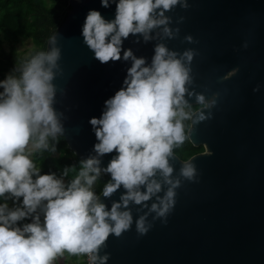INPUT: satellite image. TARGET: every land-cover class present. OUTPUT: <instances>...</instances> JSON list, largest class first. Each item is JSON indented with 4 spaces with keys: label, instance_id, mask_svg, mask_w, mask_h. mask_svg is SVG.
<instances>
[{
    "label": "clouds",
    "instance_id": "obj_1",
    "mask_svg": "<svg viewBox=\"0 0 264 264\" xmlns=\"http://www.w3.org/2000/svg\"><path fill=\"white\" fill-rule=\"evenodd\" d=\"M100 3L105 9L115 5L114 18L90 9L81 29L83 43L101 64L131 61V66L120 89L105 100L100 117L90 118L96 142L79 160L78 171L71 165L60 175L43 173L34 160L37 154H55L65 131L66 117L55 108L57 92L64 94L54 83L63 75L58 32L49 37L45 50L24 44L17 52L25 47L27 52L0 80V264H57L67 257L107 264L110 253L101 252L110 235L120 237L131 229V206L142 213L135 219L136 232L146 235L153 226L150 215L152 221L167 224L182 181L198 182L193 159L181 162L176 175L171 161L191 138L194 125L211 119L218 94L208 99L191 88L194 49L180 53L163 42L180 31L166 13L177 7L187 10L188 0ZM130 36L136 37L134 43L158 41L150 63L124 48ZM184 39L196 42L190 35ZM190 99L201 106L198 111ZM106 155L111 159L104 166ZM103 176L110 179L98 194L96 185ZM121 188L109 208L104 200Z\"/></svg>",
    "mask_w": 264,
    "mask_h": 264
},
{
    "label": "water",
    "instance_id": "obj_2",
    "mask_svg": "<svg viewBox=\"0 0 264 264\" xmlns=\"http://www.w3.org/2000/svg\"><path fill=\"white\" fill-rule=\"evenodd\" d=\"M188 4L187 10L177 7L166 13L172 17L171 26L180 31L163 42L180 53L194 49L191 88L208 99L218 94L211 119L194 125L188 140L203 148L187 159L197 167L198 182L182 181L167 224L152 221L150 215L153 226L146 235L136 232L135 219L142 213L136 211L139 206H131V229L120 237L110 235L101 252L110 253L107 264H264V0H188ZM68 5L55 31L63 75L54 83L64 89L63 95L57 92L55 108L66 117L61 137L82 159L96 142L89 120L99 118L105 100L120 89L131 61L101 64L82 40L87 12L95 9L113 19L115 5L105 9L100 0H69ZM180 17L184 19L177 23ZM188 35L196 42L188 43L184 39ZM134 40L130 36L124 48L150 63L158 41ZM233 69L237 73L223 79ZM257 85L259 91L254 92ZM189 103L197 106L194 99ZM110 159L111 155L103 158L104 166ZM187 160L177 155L172 159L174 175ZM122 191L104 200L109 208Z\"/></svg>",
    "mask_w": 264,
    "mask_h": 264
},
{
    "label": "trees",
    "instance_id": "obj_3",
    "mask_svg": "<svg viewBox=\"0 0 264 264\" xmlns=\"http://www.w3.org/2000/svg\"><path fill=\"white\" fill-rule=\"evenodd\" d=\"M69 0H0V80L14 68L26 52H17V45L30 41L37 49L45 50L46 42L55 33L64 20L69 9ZM200 105L193 106V110ZM188 123V122H187ZM57 152H44L34 156L35 163L43 173L56 172L60 175L65 166L77 165L79 158L68 148L62 137L58 138ZM202 147H194L186 141L175 154L182 160L202 152ZM75 173L70 172L69 176ZM108 180L103 176L97 182L96 191L101 193L104 183ZM77 258V257H74ZM81 264H88L86 257H81Z\"/></svg>",
    "mask_w": 264,
    "mask_h": 264
},
{
    "label": "rangeland",
    "instance_id": "obj_4",
    "mask_svg": "<svg viewBox=\"0 0 264 264\" xmlns=\"http://www.w3.org/2000/svg\"><path fill=\"white\" fill-rule=\"evenodd\" d=\"M28 43H30V41H25L22 42L21 44L17 45V51L18 49H20L24 44L27 45ZM27 47H25V49L23 51L20 52H27ZM65 256L67 257V254H65ZM82 258L81 257H67L64 260H60L57 262V264H81ZM85 261L87 262V259L85 258ZM88 263V262H87Z\"/></svg>",
    "mask_w": 264,
    "mask_h": 264
},
{
    "label": "flooded vegetation",
    "instance_id": "obj_5",
    "mask_svg": "<svg viewBox=\"0 0 264 264\" xmlns=\"http://www.w3.org/2000/svg\"><path fill=\"white\" fill-rule=\"evenodd\" d=\"M200 107H201V106H200ZM197 109H198V108H197ZM197 109H196V110H197ZM194 111H195V110H194ZM188 123H189V122H188ZM202 150H203V148H202Z\"/></svg>",
    "mask_w": 264,
    "mask_h": 264
},
{
    "label": "built area",
    "instance_id": "obj_6",
    "mask_svg": "<svg viewBox=\"0 0 264 264\" xmlns=\"http://www.w3.org/2000/svg\"><path fill=\"white\" fill-rule=\"evenodd\" d=\"M86 259H87V257H86Z\"/></svg>",
    "mask_w": 264,
    "mask_h": 264
}]
</instances>
